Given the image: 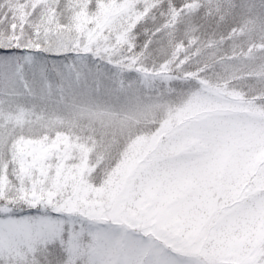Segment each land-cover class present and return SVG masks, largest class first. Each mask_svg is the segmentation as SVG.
<instances>
[{"label":"snow or ice","instance_id":"obj_1","mask_svg":"<svg viewBox=\"0 0 264 264\" xmlns=\"http://www.w3.org/2000/svg\"><path fill=\"white\" fill-rule=\"evenodd\" d=\"M0 264H264V0H0Z\"/></svg>","mask_w":264,"mask_h":264}]
</instances>
